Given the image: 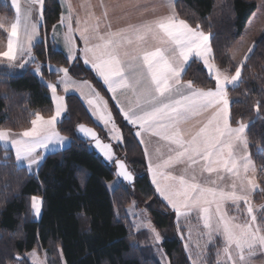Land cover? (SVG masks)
Masks as SVG:
<instances>
[{
    "label": "snow or ice",
    "instance_id": "6c2138e0",
    "mask_svg": "<svg viewBox=\"0 0 264 264\" xmlns=\"http://www.w3.org/2000/svg\"><path fill=\"white\" fill-rule=\"evenodd\" d=\"M11 4L16 12L14 22L8 28L0 23V28L8 32L6 48L0 50V63L19 68L34 63L35 73L43 79L41 65L33 54L40 35L33 10L38 6L42 18L44 0H25L24 6L21 0H11ZM64 4L67 15L61 16L60 24L66 29L63 41L69 61L76 60L79 53L83 62L107 86L123 119L138 127L136 135L141 137V142L142 133H146L168 143L166 158L157 149L158 162L153 164L149 160V170L156 191L175 210L177 222L180 217L187 218L197 213L206 230L203 235L207 237V243H212L217 236L223 239L224 247L216 253L217 264H247L257 248L264 249V234L249 199L252 192L264 189H259L255 176L250 174L255 172V166L248 153L246 129L249 124L240 121L233 127L230 121L228 87H235L241 81V68L248 55L240 61L234 74L229 75L212 62L210 35L200 30L199 25L196 28L190 26L174 10L167 15L113 30L103 0L101 16L95 14L90 0H85L82 4L85 15L82 18L75 14L76 27L73 28L72 2L64 0ZM77 33L83 42L81 48L75 42ZM56 37L54 25L53 42ZM252 51V48L248 49L249 53ZM194 58L202 60L215 81L214 88L196 87L191 80L182 79L185 66ZM48 67L58 74L56 82L44 81L51 90L54 114L46 118L40 112H34L31 127L19 133L0 128V147L5 151L4 161L0 163L8 160L7 151L12 149L17 168L26 167L32 172L39 169L46 155L64 150L74 142L57 128V123L67 111L65 96L58 94V85L65 93H79L111 140H123L108 100L90 81L74 79L68 67L54 68L50 64ZM256 110L260 111L259 102ZM203 113H209L210 118L197 131L193 133L184 128L188 121ZM77 131L107 161L115 163L116 177L128 182L134 180L125 161L116 158L112 143L104 142L95 129L83 123L77 125ZM180 164L187 167L183 173L174 174L173 169ZM196 166H199L198 172ZM225 183H228L227 189L221 186ZM30 199L31 209L38 217L43 198L34 195ZM227 201H231L238 210L240 202H243L249 220L237 223L235 217H229L222 207ZM212 205H215L214 209ZM141 226L152 233L155 243L162 241L150 221L141 222ZM206 246L197 242L194 253L192 246L185 243L189 256L197 257L192 264H198V261L203 264ZM29 255L36 264H45L39 260L36 250Z\"/></svg>",
    "mask_w": 264,
    "mask_h": 264
},
{
    "label": "trees",
    "instance_id": "16d2710c",
    "mask_svg": "<svg viewBox=\"0 0 264 264\" xmlns=\"http://www.w3.org/2000/svg\"><path fill=\"white\" fill-rule=\"evenodd\" d=\"M257 6L258 0H175L176 13L190 26L199 25L200 30L210 35L217 64L231 69L234 65L230 52ZM2 11L13 13L11 5L0 0ZM61 15L60 0H44V22L33 47L43 79L35 73L34 63L16 73L0 64V128L13 131L28 128L34 112L45 117L53 115L51 90L44 81L56 82L58 74L50 71L48 65L68 67L73 77L89 80L108 100L123 135L122 141L113 144L118 156L126 160L135 174V182L130 185L120 179V184L109 190L108 183L116 177V169L81 138L77 125L90 124L104 139L110 140L107 131L78 94H66L67 111L57 128L74 142L64 150L46 155L38 174L26 167L18 169L12 149L7 151L8 160L0 163V264L17 261L31 264L24 253L35 249L44 251L48 264H62V255L66 264H163L148 230L135 231L131 227L127 208L137 196L155 226L166 234L163 249L169 264H192L184 241L174 235L180 225L176 213L159 196L149 178L145 150L135 127L123 119L95 71L80 58L69 61L53 42L51 29L60 22ZM254 46L241 68V81L235 87L229 86L228 93L231 123L249 124L250 149L260 168L264 189V33ZM182 78L191 80L196 87H215L203 62L196 58L188 64ZM57 90L63 93L59 85ZM4 157L5 151L0 147V161ZM38 193L44 197L40 220L34 219L30 199ZM255 198L262 201L264 191L256 192ZM261 210L264 215V207ZM221 241L217 237L208 246L209 264H216Z\"/></svg>",
    "mask_w": 264,
    "mask_h": 264
},
{
    "label": "rangeland",
    "instance_id": "374dc122",
    "mask_svg": "<svg viewBox=\"0 0 264 264\" xmlns=\"http://www.w3.org/2000/svg\"><path fill=\"white\" fill-rule=\"evenodd\" d=\"M3 2L6 3V4H10L11 8L13 10L12 14L8 13L6 11L0 12V23H3L5 25V28H8V26L12 22H14L16 12H15V7L11 4V0H3ZM21 4H22V6H24V0H21ZM174 5H175V3H174ZM33 18L38 21V25H39V28H40V25L44 22V20H43V16H42V18L39 16V7L38 6H36V8H34ZM55 26H56V32H57V37H56V40H55V42H56V41L61 40L63 38L62 35H63V32L66 31V29L63 26H61L60 23L56 24ZM51 32H52V38H53V28L51 29ZM263 33H264V0H258V6H257L255 12L252 14L250 19L248 20V24H247L245 30L242 33V37L237 42L235 48L230 52V59H232L234 68L231 69L229 67H226V68L225 67H221V66H219L217 64V62L215 60H213L212 62L215 63L220 69L227 71V73L229 75H233L234 72H235V68L237 66H239L240 61L244 59L245 55L247 54L249 56L250 53L248 52V49L249 48L253 49L255 47L254 46L255 42L260 39V37L263 35ZM7 35H8V32L5 31L4 28H0V50H5V48H6ZM209 43H210V41H209ZM0 64H3V63H0ZM30 64L31 63L26 64L24 66V68L9 67V69L11 70L12 73H16V72H20V71H23V70L27 69V67ZM241 73H242V70H241ZM57 91H58V94L65 96L64 93L59 92V90H57ZM54 110H55V106H54ZM53 114H54V111H53ZM65 114L66 113L63 114V117L65 116ZM208 118H210L209 117V113H203L200 116L196 117L195 119L190 120V122L193 123V125L191 126L190 131H192L193 133L195 131H197L199 129V127L202 126V123L206 122ZM187 123H189V121ZM244 123H246V122H244ZM232 126L236 127L238 125H233L232 124ZM30 127H31V124H30ZM7 129H9V128H7ZM25 129H27V128H25ZM25 129L18 130V131H13L12 130V131L16 132V133H19V132H22ZM246 134H247V137H248V153L250 154L251 160H252V162H253V164L255 166V172L254 173H250V174L255 176V180H256V183L259 185V189H263V186H262L261 180H260V175H259L260 168H259L258 164L255 162L254 152H252V150L250 149V140H249V135H248V129H246ZM167 148H168V143L167 142L162 143L161 146L159 144V146L157 148V149H160V153H162L165 158H166V155H167ZM256 149L259 150L260 146H257ZM153 156L156 157V159L154 161L152 160L153 164H155V163L158 162V159H159L157 152L153 153ZM186 167H187V165H185V164L177 165L173 169V173L174 174H181V173H183V171H184V169ZM196 167H197V172H198L199 171V166H196ZM32 172L38 174L37 173L38 170L34 169ZM212 178L215 179V176L213 175ZM118 179H119V183L117 184V180ZM120 182H121L120 178L114 177V179L111 180L108 183L109 190L112 191L117 185L120 184ZM110 185H112V186H110ZM221 186L225 187L227 189L228 188V183H225V184H223ZM258 191H260V190H256V191L252 192L250 194L249 199H250V202L254 205V209H255L256 215L258 217L257 223L260 224V227H261V230H262V234H264V215L262 214V210H261L263 208L262 206H264V199H262V201H257L256 200L255 193L258 192ZM34 195L40 196L44 200V197L41 194L38 193V194H34ZM137 197L134 198V200L131 203V205H129V207L127 208V214L131 218V227H133V229L135 231H139L140 229H146V228L141 226V222L147 223V222L150 221L151 224L155 227V229L160 233V235L162 237V241L157 244V243L154 242L152 233L150 231H148L150 233V236H151L150 238L152 239V243H153L154 249L156 250V253L159 256V259L162 261V263L163 264H169L167 255L165 253V250L163 249V241H164V238H165L166 234L164 232H162L160 229H158L157 226H155V224L152 221V219L150 218V216L147 215L146 209L143 207V204H141L138 201ZM161 198H163V197H161ZM222 207L224 208V210L226 211V213H227V215L229 217H235L236 218L235 222H237V223H245L246 221L249 220L248 214L246 212V205L243 202H240L239 210L237 209V207L235 205L232 204L231 201L225 202ZM43 208L44 207L42 206L41 214L38 217L35 216L34 213H33L34 219L40 220L42 212H43ZM212 208L214 209L215 205H212ZM171 209H172V207H171ZM172 210L175 212L174 209H172ZM176 217H177V214H176ZM179 222H180V225H177V228L175 230L174 235H176L177 237L182 239L184 241V245H185L186 242L189 243L190 246H192V250H193L194 253L196 251L195 244L197 242H199L201 245L207 244V246L205 248V255H204V257L202 259H203V264H209V261L207 259V257H208V248H209L208 246L211 243H207V237L203 235V233L206 230L202 226V220L199 219L197 213L194 212L187 218L180 217ZM189 228H191V239H189ZM217 237H219V236H217ZM215 239H214V241L212 243H215ZM221 240H222L221 241V246H220V248L218 250H221L224 247L223 239L221 238ZM35 250L37 252L39 260H42V261L45 262V264H48L47 256L44 253V251H40L38 249H35ZM32 252H33V250L27 251V252L24 253V255L28 258V260L30 261L31 264H36V261L29 255ZM190 258H191V260L197 259V257L195 255L191 256ZM216 258H217V255H216ZM220 260L223 261L224 257L221 256ZM14 264H23V263L20 262V261H17ZM62 264H66L65 257L63 255H62ZM198 264H199V261H198ZM216 264H217V262H216ZM247 264H264V249L257 248L255 250L254 254L248 259Z\"/></svg>",
    "mask_w": 264,
    "mask_h": 264
},
{
    "label": "crops",
    "instance_id": "0c3cea01",
    "mask_svg": "<svg viewBox=\"0 0 264 264\" xmlns=\"http://www.w3.org/2000/svg\"><path fill=\"white\" fill-rule=\"evenodd\" d=\"M60 2H61V8H62V15H67V8L64 4V0H60ZM71 2L73 5V8H74L73 28H75L76 27L75 14L78 13L82 18L85 15V9L82 7V4H84L85 0H71ZM24 3H25V0H24ZM90 3L94 6L93 10H94L95 14L97 16H101L103 13V9L100 6L101 0H90ZM103 3L107 6L108 20L111 22L113 30L124 27L128 24H138V23H141L145 20L153 19L157 16L167 15L173 10L176 13L174 0H103ZM33 13H34V10H33ZM178 17L180 19H182L179 15H178ZM60 20H61V18H60ZM59 23L60 22H58L57 24H59ZM63 34H64V32H63ZM76 35H77V38L75 41L76 45L78 48H81V47H83V42L78 38V33ZM62 37H63V35H62ZM55 43H57V46L61 50H63L64 53L68 56L67 49L64 47L63 38L61 40L56 41ZM77 58H80L83 61V59H82V57H80L79 53H77ZM73 61H71V62H73ZM190 62H191V60L189 61V63ZM187 66L188 65L185 66V69ZM183 74H182V76H183ZM73 78L76 80H82V79H78L76 77H73ZM184 81H187V80H184ZM60 88H61V90H63L62 87H60ZM63 93L65 95L71 94V93L72 94L76 93L79 95V93L76 91H69L67 93H65L63 91ZM80 98H81V96H80ZM86 106H87V104H86ZM87 108H88V106H87ZM229 109H230V106H229ZM230 119H231V117H230ZM97 123H100V122L97 121ZM192 125H193V123H191L189 121V123H187L184 126V128L186 130H190ZM134 127H135V130L137 132L139 130L138 127L137 126H134ZM138 137H139L140 142H141V137L140 136H138ZM142 137H143V142H141V144L143 145L144 150L146 147L148 149L147 153L145 152V156H146V160H147V164H148V168H149V160L154 161L156 159V157L153 156V153L157 152L156 150H157L159 144L161 146V144L164 143L165 141H163L159 137L152 136V135H149L146 133H142ZM110 141H112L113 143H117L116 141H113V140H110ZM148 173H149V178L152 179L151 171L149 170Z\"/></svg>",
    "mask_w": 264,
    "mask_h": 264
},
{
    "label": "water",
    "instance_id": "95a60500",
    "mask_svg": "<svg viewBox=\"0 0 264 264\" xmlns=\"http://www.w3.org/2000/svg\"><path fill=\"white\" fill-rule=\"evenodd\" d=\"M78 124H80V123H78ZM83 124H85V123H83ZM85 125H87V126H89V127H92V128L95 129L96 132L99 134V131H98L94 126H92V125H90V124H85ZM78 134H79V133H78ZM79 135H80V134H79ZM99 136L101 137V139H102L104 142H106V143H112L113 151L115 152L116 158H119V159L124 160L123 158H121V157L118 156L116 146H114L113 142H111L110 140H106V139H104L103 136L100 135V134H99ZM92 147L94 148V146H92ZM94 150H95L96 153H97L100 157H102L107 163H109L110 165H114V167H115V169H116V165H115L114 162L107 161V160L102 156V154L99 153V151H98L97 149L94 148ZM124 161H125L126 165L128 166L126 160H124ZM128 169L133 173V171L129 168V166H128ZM133 176H134V180L131 181V182L125 181V180H123L122 178H120V179H121L122 181H124V182H127V184L133 185L134 182H135V174H134V173H133Z\"/></svg>",
    "mask_w": 264,
    "mask_h": 264
}]
</instances>
